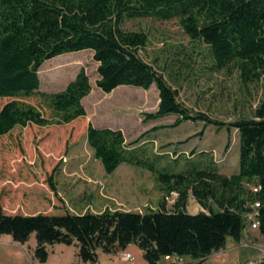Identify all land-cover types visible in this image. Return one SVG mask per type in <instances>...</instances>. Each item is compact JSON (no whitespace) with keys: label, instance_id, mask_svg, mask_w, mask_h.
I'll return each mask as SVG.
<instances>
[{"label":"trees","instance_id":"1","mask_svg":"<svg viewBox=\"0 0 264 264\" xmlns=\"http://www.w3.org/2000/svg\"><path fill=\"white\" fill-rule=\"evenodd\" d=\"M140 17L179 18L192 39L209 47V69L235 68L244 84L264 82V0H0V97H11L0 107V138L30 124H74L87 114L83 98L92 84L85 68L57 91L42 90L39 74L47 59L81 49L93 51L96 83L105 92L120 85L157 86L159 105L146 113V120L176 114L172 126L187 120L224 125L187 107L164 72L143 57L148 33L125 27L127 20ZM31 95H39L41 104L17 98ZM228 125L237 128L240 137L239 169L230 175L197 162L175 171L142 156L144 137L164 125L128 142L121 128L89 121L87 141L106 172L123 162L151 170L164 192L160 207L10 213L0 186V234L25 242L35 233V254L43 262L49 256L47 245L57 242L77 245L81 260L91 263L98 262L100 250L117 254L131 243L141 248L149 264H159L167 255L204 259L225 247L230 237L242 239L256 201L264 233V97L251 114ZM50 180L54 186L53 176ZM173 191L178 196L173 208H167ZM190 193L201 210L187 209ZM255 264H264V259Z\"/></svg>","mask_w":264,"mask_h":264},{"label":"rangeland","instance_id":"2","mask_svg":"<svg viewBox=\"0 0 264 264\" xmlns=\"http://www.w3.org/2000/svg\"><path fill=\"white\" fill-rule=\"evenodd\" d=\"M125 27L148 33L149 42L141 54L164 72L187 107L193 112H206L225 124L187 120L172 126L176 114L146 120V113L155 111L159 105L155 84L148 89L120 85L105 92L96 83L98 62L92 50L59 54L41 66V89L61 90L82 67L85 68L92 84L91 92L83 98L87 114L78 117L74 124H30L0 138V186L7 212L160 207L164 192L151 170L123 162L113 172H106L87 141L89 121L99 126L121 128L128 142L155 125H164L144 137V152L140 153L154 159L158 167L179 171L197 162L201 167L211 164L228 175L238 171L239 132L228 123L240 115L252 113L264 97V82L244 84L235 68L231 71L209 69V47L205 42L192 39L177 17L134 18L127 20ZM17 98L41 104L39 95ZM9 99L11 97H0V107ZM42 108L46 115L51 114L50 109ZM174 201L175 196H170L167 208H173ZM201 208L190 193L187 209L195 212ZM36 246L35 233L25 242L15 241L11 234L2 233L0 264H149L136 243L117 254L100 250L97 263L83 262L78 246L63 242L48 244L49 256L43 262L35 254ZM124 251L131 252L134 257L122 258ZM262 259L264 233L248 223L241 240L230 237L225 247L214 250L204 259L175 255L164 257L159 264H255Z\"/></svg>","mask_w":264,"mask_h":264},{"label":"built area","instance_id":"3","mask_svg":"<svg viewBox=\"0 0 264 264\" xmlns=\"http://www.w3.org/2000/svg\"><path fill=\"white\" fill-rule=\"evenodd\" d=\"M257 189V187L255 188ZM174 195L175 197L178 196V192L177 191H173L171 196ZM170 196H168L167 198L169 199ZM260 206V202L256 201L253 204L254 209L248 213L247 218H248V223H250V227H252L253 229H258L260 228V217H259V211H258V207ZM134 255L131 252L128 251H124L122 254V258L124 259H131L133 258ZM166 257H169V255H167Z\"/></svg>","mask_w":264,"mask_h":264},{"label":"crops","instance_id":"4","mask_svg":"<svg viewBox=\"0 0 264 264\" xmlns=\"http://www.w3.org/2000/svg\"><path fill=\"white\" fill-rule=\"evenodd\" d=\"M201 209H202V208H201ZM201 209H199V210H201ZM199 210H198V211H199ZM75 212H77V211H75ZM190 212H191V211H190ZM195 212H197V211H195Z\"/></svg>","mask_w":264,"mask_h":264}]
</instances>
